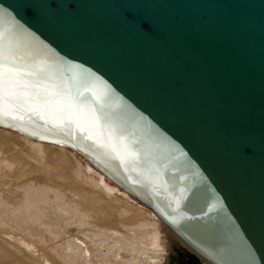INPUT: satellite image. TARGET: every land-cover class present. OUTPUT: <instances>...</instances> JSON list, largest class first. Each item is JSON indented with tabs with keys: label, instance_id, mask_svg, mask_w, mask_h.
I'll return each instance as SVG.
<instances>
[{
	"label": "water",
	"instance_id": "water-1",
	"mask_svg": "<svg viewBox=\"0 0 264 264\" xmlns=\"http://www.w3.org/2000/svg\"><path fill=\"white\" fill-rule=\"evenodd\" d=\"M0 9L5 48L106 96L139 158L43 109L0 125L76 149L215 264H264V0H0Z\"/></svg>",
	"mask_w": 264,
	"mask_h": 264
},
{
	"label": "bare ground",
	"instance_id": "bare-ground-1",
	"mask_svg": "<svg viewBox=\"0 0 264 264\" xmlns=\"http://www.w3.org/2000/svg\"><path fill=\"white\" fill-rule=\"evenodd\" d=\"M180 246L215 264L76 149L0 125V264H195Z\"/></svg>",
	"mask_w": 264,
	"mask_h": 264
},
{
	"label": "snow or ice",
	"instance_id": "snow-or-ice-1",
	"mask_svg": "<svg viewBox=\"0 0 264 264\" xmlns=\"http://www.w3.org/2000/svg\"><path fill=\"white\" fill-rule=\"evenodd\" d=\"M0 9V12H3ZM0 34V116L23 119L15 115L21 109L39 115L41 109L57 114L62 127L75 126L86 139L102 147L115 141L124 150L125 159L135 164L138 155L123 143V130L115 126L108 112L107 97L87 88L86 95L74 82H65L44 61L5 48ZM163 186V182L161 184Z\"/></svg>",
	"mask_w": 264,
	"mask_h": 264
},
{
	"label": "rangeland",
	"instance_id": "rangeland-1",
	"mask_svg": "<svg viewBox=\"0 0 264 264\" xmlns=\"http://www.w3.org/2000/svg\"><path fill=\"white\" fill-rule=\"evenodd\" d=\"M82 157V156H81Z\"/></svg>",
	"mask_w": 264,
	"mask_h": 264
}]
</instances>
